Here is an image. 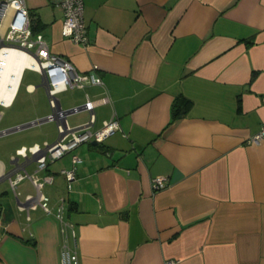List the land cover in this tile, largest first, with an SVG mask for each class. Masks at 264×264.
I'll list each match as a JSON object with an SVG mask.
<instances>
[{
    "label": "crops",
    "instance_id": "obj_1",
    "mask_svg": "<svg viewBox=\"0 0 264 264\" xmlns=\"http://www.w3.org/2000/svg\"><path fill=\"white\" fill-rule=\"evenodd\" d=\"M25 2L50 51L102 79L59 92L60 106L88 97L92 130L119 122L100 144L25 167L53 175L42 192L53 208L63 198L80 264H264V137L249 141L264 125V0H83L86 45L61 34L52 0ZM177 95L190 105L167 125ZM77 113L70 126L88 122ZM45 133L0 152V264H61L58 221L26 200L36 192L28 178L13 190L4 177L19 147L56 139L41 143ZM73 153L82 161L68 189L60 170ZM157 175L167 185L155 191Z\"/></svg>",
    "mask_w": 264,
    "mask_h": 264
},
{
    "label": "built area",
    "instance_id": "obj_2",
    "mask_svg": "<svg viewBox=\"0 0 264 264\" xmlns=\"http://www.w3.org/2000/svg\"><path fill=\"white\" fill-rule=\"evenodd\" d=\"M53 4L63 12L61 34L68 37L74 43L86 45L88 42L87 29L83 17V0H52ZM15 53V54H14ZM14 54V70L4 75L5 57ZM0 105L9 106L12 104L22 72L25 68L35 70L45 78V90L51 112L44 118L32 120L38 122L42 119L54 121L57 130V137L52 142L43 144L34 143L29 146H21L16 150L17 156L22 158L17 160L13 169L7 172L4 177L14 190L17 182L28 178L36 192L28 194L26 200L33 207L39 205L46 214H52L60 225V231L64 236V241L60 250L61 264H80L76 246V231L73 223L65 218L64 200L60 198L57 205L50 206L49 197L42 192L45 183L53 181V175L47 174L40 178L35 174H29L25 167L30 162H35L38 169L45 168L47 161L60 158L68 152H72L82 143L94 141L103 142L109 135L119 129L117 118L112 117L105 121L100 129L92 130L94 123V101L86 97L81 105L64 109L60 106L57 94L70 87L82 88L87 84H101L102 79L94 71L79 72L73 64L57 54L50 51L44 40L42 33L34 32L31 27V20L25 0H0ZM22 56L27 60L20 69L18 75L17 66L21 62ZM4 57V58H3ZM15 75H18L16 85H13ZM34 85H28L27 90L34 89ZM107 101V97L101 99ZM82 110L89 112L88 122L82 125L70 126L67 117ZM19 126V125H17ZM15 127V126H14ZM8 129L0 130V135L6 134ZM264 137V125L259 132L249 138L250 142H259ZM82 159L76 154L71 155V168H64L60 173L67 180V188L70 189V182L75 179L76 164ZM167 177L157 175L151 178L153 190H160L166 187ZM73 240V247L69 245L67 238ZM175 260H167L165 264H175Z\"/></svg>",
    "mask_w": 264,
    "mask_h": 264
},
{
    "label": "rangeland",
    "instance_id": "obj_3",
    "mask_svg": "<svg viewBox=\"0 0 264 264\" xmlns=\"http://www.w3.org/2000/svg\"><path fill=\"white\" fill-rule=\"evenodd\" d=\"M29 83L37 85L35 91H26V85ZM47 99L48 98L47 94H45V89L41 85L40 74L29 68L24 69L13 103L9 106L0 105V130L24 122L25 119L37 115H44L45 113L51 111ZM80 117L81 114L76 113L74 115H70L68 117V121L70 124H73L76 122V119H80ZM54 124V121H44L0 135V152L5 150V147L10 142V140L13 141L16 138H20L24 135L29 137L36 134L42 135L46 132L45 136L43 135V137H40L41 143V139L44 137H47L49 141H52L57 137V130L55 129ZM32 193H34V191Z\"/></svg>",
    "mask_w": 264,
    "mask_h": 264
},
{
    "label": "trees",
    "instance_id": "obj_4",
    "mask_svg": "<svg viewBox=\"0 0 264 264\" xmlns=\"http://www.w3.org/2000/svg\"><path fill=\"white\" fill-rule=\"evenodd\" d=\"M246 43L250 44L251 40H246ZM189 105H190V99H188L187 97L183 95L175 96L171 104V112H170L171 114L167 125L173 123L174 120L183 116Z\"/></svg>",
    "mask_w": 264,
    "mask_h": 264
},
{
    "label": "bare ground",
    "instance_id": "obj_5",
    "mask_svg": "<svg viewBox=\"0 0 264 264\" xmlns=\"http://www.w3.org/2000/svg\"><path fill=\"white\" fill-rule=\"evenodd\" d=\"M15 54V53H14ZM14 54H10V55H8V56H6L5 57V62H4V65H5V72H4V75H7L8 74V72L10 73L12 70H14L13 68H14ZM4 58V57H3ZM2 59V56H0V60ZM21 60V62H20V64L17 66V72H18V75H19V71H20V69H21V67L23 66V64H25L26 63V59H25V56H22V58L20 59ZM18 75H15V78L14 79H12L13 80V85L15 86L16 85V83H17V80H18Z\"/></svg>",
    "mask_w": 264,
    "mask_h": 264
},
{
    "label": "water",
    "instance_id": "obj_6",
    "mask_svg": "<svg viewBox=\"0 0 264 264\" xmlns=\"http://www.w3.org/2000/svg\"><path fill=\"white\" fill-rule=\"evenodd\" d=\"M43 121H46L45 119H42L40 121H36V122H27V123H24V124H20L19 126H15L13 128H10L9 131H7V133L11 132V131H15V130H18V129H21V128H25V127H28V126H31V125H34V124H37V123H40V122H43Z\"/></svg>",
    "mask_w": 264,
    "mask_h": 264
}]
</instances>
